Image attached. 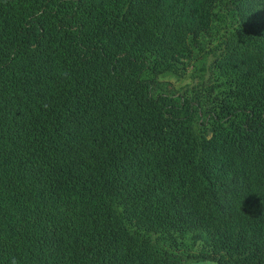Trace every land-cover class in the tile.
<instances>
[{
	"label": "trees",
	"instance_id": "16d2710c",
	"mask_svg": "<svg viewBox=\"0 0 264 264\" xmlns=\"http://www.w3.org/2000/svg\"><path fill=\"white\" fill-rule=\"evenodd\" d=\"M13 257L264 264V0H0Z\"/></svg>",
	"mask_w": 264,
	"mask_h": 264
},
{
	"label": "rangeland",
	"instance_id": "374dc122",
	"mask_svg": "<svg viewBox=\"0 0 264 264\" xmlns=\"http://www.w3.org/2000/svg\"><path fill=\"white\" fill-rule=\"evenodd\" d=\"M170 79L175 84H179L180 83V81L178 79H174V78L173 79L170 78ZM191 264H214V263L213 262H210V261H200V262H194V263H191Z\"/></svg>",
	"mask_w": 264,
	"mask_h": 264
},
{
	"label": "clouds",
	"instance_id": "9594fccd",
	"mask_svg": "<svg viewBox=\"0 0 264 264\" xmlns=\"http://www.w3.org/2000/svg\"><path fill=\"white\" fill-rule=\"evenodd\" d=\"M11 264H17V261H16V259L14 257L11 260Z\"/></svg>",
	"mask_w": 264,
	"mask_h": 264
}]
</instances>
